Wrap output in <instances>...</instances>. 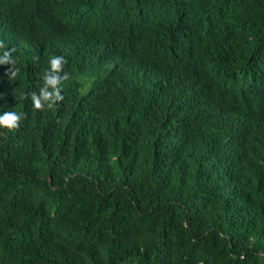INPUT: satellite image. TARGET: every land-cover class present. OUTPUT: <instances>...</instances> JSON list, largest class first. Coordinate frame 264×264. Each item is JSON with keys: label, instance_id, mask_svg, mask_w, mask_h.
Listing matches in <instances>:
<instances>
[{"label": "trees", "instance_id": "trees-1", "mask_svg": "<svg viewBox=\"0 0 264 264\" xmlns=\"http://www.w3.org/2000/svg\"><path fill=\"white\" fill-rule=\"evenodd\" d=\"M6 50L0 264H264V0H0Z\"/></svg>", "mask_w": 264, "mask_h": 264}, {"label": "clouds", "instance_id": "clouds-1", "mask_svg": "<svg viewBox=\"0 0 264 264\" xmlns=\"http://www.w3.org/2000/svg\"><path fill=\"white\" fill-rule=\"evenodd\" d=\"M5 63L14 64L15 60L10 56L9 51H3L0 55V65ZM66 63L62 55H51L48 58V68L44 70L41 76L42 84L39 86V94L31 93V101L34 109H40L43 105L52 108L56 101L62 99L61 88L62 80L67 78V73L61 75L62 67ZM19 72L18 68H10L6 75L9 80L14 79ZM21 116L16 112H0V128L13 129L17 126Z\"/></svg>", "mask_w": 264, "mask_h": 264}]
</instances>
